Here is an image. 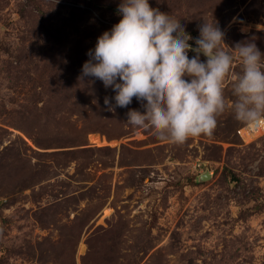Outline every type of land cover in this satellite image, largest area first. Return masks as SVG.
Segmentation results:
<instances>
[{
  "label": "rangeland",
  "instance_id": "374dc122",
  "mask_svg": "<svg viewBox=\"0 0 264 264\" xmlns=\"http://www.w3.org/2000/svg\"><path fill=\"white\" fill-rule=\"evenodd\" d=\"M36 1L70 37L91 28L96 34L87 41L122 19L94 0ZM149 3L180 19L191 45L205 20L218 22L229 47L232 27L253 38L264 31L257 30L264 25V0ZM32 25L29 0H0V162L16 165L0 168V264H264V135L255 138L261 130L245 125L225 138L217 129L177 145L127 123L130 110L145 111L136 98L107 110L111 94L103 85L101 108L93 113L95 107L87 106V120L99 121L87 136L89 152L75 159L72 147L43 148L40 130L30 136L9 124L33 90L15 81L6 64L21 49L36 58L52 53L53 39L42 32L34 36ZM240 72L236 64L226 78L229 100H235L229 92ZM71 121L81 127L85 118L75 113ZM55 126L49 125L53 133L46 139L62 137ZM59 130L70 133L66 125ZM207 169L212 176L201 180Z\"/></svg>",
  "mask_w": 264,
  "mask_h": 264
},
{
  "label": "clouds",
  "instance_id": "9594fccd",
  "mask_svg": "<svg viewBox=\"0 0 264 264\" xmlns=\"http://www.w3.org/2000/svg\"><path fill=\"white\" fill-rule=\"evenodd\" d=\"M118 14L122 19L98 37L82 68L81 78L94 77L116 93L115 105L105 98L107 110L136 98L145 111L130 110L127 123L177 145L212 135L226 112L249 126H264V53L255 38L229 47L218 22L205 20L193 48L181 20L149 0H122ZM236 64L241 72L233 78L235 100H229L225 81Z\"/></svg>",
  "mask_w": 264,
  "mask_h": 264
},
{
  "label": "trees",
  "instance_id": "16d2710c",
  "mask_svg": "<svg viewBox=\"0 0 264 264\" xmlns=\"http://www.w3.org/2000/svg\"><path fill=\"white\" fill-rule=\"evenodd\" d=\"M88 1L92 2V0ZM225 1L202 0L203 3H210L214 6H223ZM117 2V0H94L92 3L99 8L108 7L118 11L119 5H117ZM29 4L32 5L33 15L31 33L36 36L42 32L47 38H52V53L36 58L35 56L33 57L31 51L29 54H25L23 49H21L14 56V59H11L6 64L5 70L13 75L15 81L18 83H29L33 90L32 95L20 104L21 107L15 109L17 116L13 117V123L9 124L23 133L27 131L30 136L34 133L40 135L38 132L40 130L42 135L37 139L39 145H42L43 148H50L56 144L59 146L54 147H72L75 151L74 158L78 159L79 157H76L78 153L87 154L92 148L89 146L87 136L89 132L96 129L94 124L97 125L96 122L99 123V121L92 122L87 120V106H90L89 109L95 107L93 113H96L101 108L98 107L100 105L99 95L104 84L94 77H81L83 65L90 59L89 50L95 49L100 35L92 37V41H87L88 34H96L89 28L83 37H70L69 34L71 32L67 33L63 27L55 26L54 19L56 15L54 16L36 0H29ZM255 35H260L255 38L257 47L260 50H264V31H259ZM228 37L230 46L234 48L237 43L250 40L254 35L236 32L235 28L232 27L228 31ZM108 89L111 94L109 98L113 99L114 102L116 93L111 87ZM93 92H97V98L94 99V103H91L89 96ZM229 93V98L235 99L232 93ZM2 112L0 110V115ZM75 113L85 118L83 126L78 127L71 121V116ZM96 117V115H91L92 119ZM226 118V121H222L220 117L216 128V130L221 129L225 138L247 125L237 121L234 118V114ZM19 122L26 124L27 127H20ZM220 122H225L226 126L219 127ZM32 123L36 125L32 126ZM51 124L56 125L55 127L59 129L66 125L70 133L66 134L64 130L58 129L54 133H60L62 135L60 139H46L45 137L48 138L49 134L53 133L49 129ZM43 135L44 137H42ZM237 136L239 138V135ZM57 140H61V142ZM15 166V162L7 160L0 162V168L5 167L10 171L14 170ZM95 213L96 211L90 214V220Z\"/></svg>",
  "mask_w": 264,
  "mask_h": 264
},
{
  "label": "water",
  "instance_id": "95a60500",
  "mask_svg": "<svg viewBox=\"0 0 264 264\" xmlns=\"http://www.w3.org/2000/svg\"><path fill=\"white\" fill-rule=\"evenodd\" d=\"M192 47L193 48H195L196 47V45H192ZM212 175H211V173H210V171L207 169L206 171H203L202 172V175H201V180H204V179H208V178H210Z\"/></svg>",
  "mask_w": 264,
  "mask_h": 264
},
{
  "label": "built area",
  "instance_id": "2783aa9c",
  "mask_svg": "<svg viewBox=\"0 0 264 264\" xmlns=\"http://www.w3.org/2000/svg\"><path fill=\"white\" fill-rule=\"evenodd\" d=\"M254 128H255V129H260V130H261L260 134H259L258 136H256L255 138H258V137L264 135V126H261V128H256V127H254ZM253 140H254V139H253Z\"/></svg>",
  "mask_w": 264,
  "mask_h": 264
}]
</instances>
